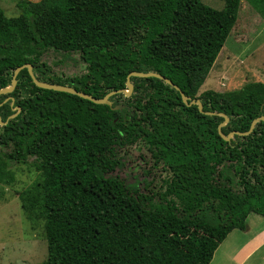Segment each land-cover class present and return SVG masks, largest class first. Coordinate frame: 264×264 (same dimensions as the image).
Wrapping results in <instances>:
<instances>
[{
	"label": "trees",
	"instance_id": "obj_1",
	"mask_svg": "<svg viewBox=\"0 0 264 264\" xmlns=\"http://www.w3.org/2000/svg\"><path fill=\"white\" fill-rule=\"evenodd\" d=\"M223 2L217 10L200 0H18L15 18L0 7V90L25 64L39 81L94 98L127 90L131 72H154L203 112L226 115L224 136L245 133L264 117L263 83L198 93L237 19L240 0ZM50 50L77 54L85 73L55 75L43 60ZM16 81L0 95V146L42 163L41 264H209L248 215L264 217V121L224 141L221 116L186 106L157 78L131 77L132 94L111 96V106L38 88L26 68ZM139 140L167 173L156 192L111 175L116 150Z\"/></svg>",
	"mask_w": 264,
	"mask_h": 264
},
{
	"label": "rangeland",
	"instance_id": "obj_2",
	"mask_svg": "<svg viewBox=\"0 0 264 264\" xmlns=\"http://www.w3.org/2000/svg\"><path fill=\"white\" fill-rule=\"evenodd\" d=\"M17 1L0 0L5 17L19 15ZM200 1L217 10L224 6L223 0ZM43 60L63 78L85 73L77 54L66 57L50 50ZM252 82L264 84V0H240L236 22L198 93L235 91ZM116 154L120 166L111 175L140 192H156L167 177L142 140L118 148ZM13 155L11 145L0 146V264H41L47 258L42 163L33 155L23 160Z\"/></svg>",
	"mask_w": 264,
	"mask_h": 264
},
{
	"label": "water",
	"instance_id": "obj_3",
	"mask_svg": "<svg viewBox=\"0 0 264 264\" xmlns=\"http://www.w3.org/2000/svg\"><path fill=\"white\" fill-rule=\"evenodd\" d=\"M26 68L27 69V72H28V75L29 77L31 78V81L32 83L38 87V88H41V89H45V90H52V91H56V92H63V93H67V94H71V95H75L79 98H82V99H85V100H88L94 104H97V105H107V106H111V102L109 101V98L115 94H123L125 97H129L132 92H133V85L132 83L130 82V78L131 77H140V78H150V77H153V78H157V79H160L162 81H164L166 84H168L169 86H171L172 88H174L175 90L179 91L180 93V97H181V100L182 102L186 105V106H191V105H196L197 106V109L200 113H204L205 115H218V116H221L223 118V122H221L219 125H218V134L220 135V137L224 140V141H229L232 136L234 134H237V135H243V136H246V135H249L252 131H253V128L255 126L256 123L260 122V121H264V117H258L256 119H254L252 122H251V125H250V128L247 132L245 133H238V132H231L229 133L227 136H224L221 132V128L223 126H225L228 122V117L224 114H215V113H211V112H203L202 111V104L199 100H190L188 97H186L180 90L179 88L174 85L170 80H168L167 78L157 74V73H154V72H148V73H139V72H131L128 74L127 78H126V88L127 90H118V91H111L109 93H107L103 98H94L92 97L91 95H88V94H85L84 92H81V91H78L72 87H68V86H63V85H57V84H50V83H47V82H42V81H39L34 73H33V70H32V66L29 65V64H25L23 66H19L17 67L13 74H12V78H11V82H10V85L4 89H1L0 90V95H6V94H9L11 93L14 88L16 87V84H17V81H16V78H17V75L19 74V72ZM10 98H7L5 101L9 100ZM11 105L13 104V100L11 99ZM122 106H116L114 109H120ZM13 110H16L17 112L14 113L13 115H11L8 119H13L14 117L17 116V114L19 113L20 109L18 107H15ZM5 123H2L0 121V126H3Z\"/></svg>",
	"mask_w": 264,
	"mask_h": 264
},
{
	"label": "crops",
	"instance_id": "obj_4",
	"mask_svg": "<svg viewBox=\"0 0 264 264\" xmlns=\"http://www.w3.org/2000/svg\"><path fill=\"white\" fill-rule=\"evenodd\" d=\"M251 213L245 230H232L209 264H264V220Z\"/></svg>",
	"mask_w": 264,
	"mask_h": 264
}]
</instances>
